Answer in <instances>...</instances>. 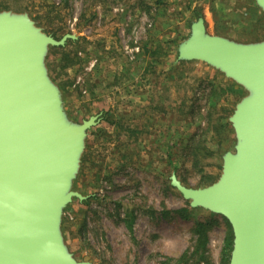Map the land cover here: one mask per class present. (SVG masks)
Returning <instances> with one entry per match:
<instances>
[{
  "label": "rangeland",
  "instance_id": "rangeland-1",
  "mask_svg": "<svg viewBox=\"0 0 264 264\" xmlns=\"http://www.w3.org/2000/svg\"><path fill=\"white\" fill-rule=\"evenodd\" d=\"M254 8L242 0H0V12L27 13L47 35L77 37L64 49L49 48V76L70 120L101 118L88 132L73 183L87 199H74L63 214L62 234L75 259L193 264L202 223L207 243L195 264H223L224 219L191 208L170 177L193 188L218 180L222 157L236 144L232 126L222 123L247 92L205 63L178 62V46L199 16L211 34L263 40Z\"/></svg>",
  "mask_w": 264,
  "mask_h": 264
},
{
  "label": "water",
  "instance_id": "water-1",
  "mask_svg": "<svg viewBox=\"0 0 264 264\" xmlns=\"http://www.w3.org/2000/svg\"><path fill=\"white\" fill-rule=\"evenodd\" d=\"M256 4L264 16V0ZM27 13L0 12V264H91L78 261L62 234L65 208L87 197L73 191L88 132L100 115L76 123L49 76L50 47H64ZM178 62L198 61L242 87L229 122L234 152L218 180L204 188L170 184L189 202L226 219L233 232L229 264H264V39L212 35L203 17L178 46Z\"/></svg>",
  "mask_w": 264,
  "mask_h": 264
},
{
  "label": "trees",
  "instance_id": "trees-1",
  "mask_svg": "<svg viewBox=\"0 0 264 264\" xmlns=\"http://www.w3.org/2000/svg\"><path fill=\"white\" fill-rule=\"evenodd\" d=\"M199 17H202V16H199ZM54 38H56L55 35H54ZM71 41H73V40H71ZM64 47H57V48L64 49ZM69 58H70V56L68 54L63 56V60L65 61V66L66 67L71 62V60ZM208 95H209V97H213L212 95H215V91H214L213 88L209 92ZM219 120H220V118H219ZM226 120H227V118H226ZM219 123H220V121H219ZM224 123L225 124L222 123V126L231 127V124L229 122H224ZM193 137H194V135L187 136V138H189V139H192ZM195 157H196L195 158L196 160L194 162L195 163L194 165H195L196 168H198L199 160H197V156H195ZM216 180H217V178L215 177V178H211L207 182H209V184H213ZM181 213L182 214H186L187 210L183 209V210H181ZM224 221H225L226 225L228 226V234H227V238H226V242H225L224 251L222 253V257H223L222 258V262H223V264H229L230 257H231V252H232V248H233V232H232V229H231V226H230L229 222L226 219H224ZM206 228H207V224H202V223L199 224L198 227H197V231L196 232H197V234L199 236H198V239L196 241V245H195V247L193 249V252L190 254V257L193 258V264H195L196 258L198 257V251L200 250V245H204L205 246L206 243H207V238H206V234H205ZM187 253L183 256L182 260H186L187 259L186 258Z\"/></svg>",
  "mask_w": 264,
  "mask_h": 264
},
{
  "label": "crops",
  "instance_id": "crops-1",
  "mask_svg": "<svg viewBox=\"0 0 264 264\" xmlns=\"http://www.w3.org/2000/svg\"><path fill=\"white\" fill-rule=\"evenodd\" d=\"M242 1H244L245 3H247V2H251V1H246V0H242ZM253 3H254V2H253ZM254 4H255V3H254ZM251 15H253V16L255 15L256 18H257V20H259L260 27H259L258 29H255V32H256V34H257L258 36H260V35H262V34L264 33V23H263V18H264V16H263L262 11L256 6V4H255V8H254V10H253V13H252ZM203 18L205 19V22H206V18H205V16H204ZM206 27H207V29H208V24H207V23H206ZM210 34H211V33H210ZM212 35L223 36V37L229 38V39H231V40H235V39H233V38L231 37L230 34H224V33L215 32V33H213ZM235 41H238V40H235ZM250 42H252V41H250ZM255 42H256V41H255ZM185 63H188V62H185Z\"/></svg>",
  "mask_w": 264,
  "mask_h": 264
}]
</instances>
